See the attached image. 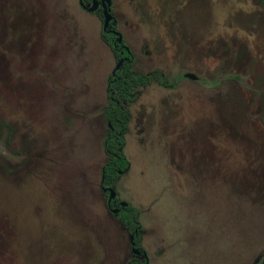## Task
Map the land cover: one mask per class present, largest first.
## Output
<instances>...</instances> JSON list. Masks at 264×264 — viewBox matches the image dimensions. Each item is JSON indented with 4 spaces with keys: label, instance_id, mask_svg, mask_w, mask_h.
Returning <instances> with one entry per match:
<instances>
[{
    "label": "rangeland",
    "instance_id": "374dc122",
    "mask_svg": "<svg viewBox=\"0 0 264 264\" xmlns=\"http://www.w3.org/2000/svg\"><path fill=\"white\" fill-rule=\"evenodd\" d=\"M112 4L135 70L168 84L131 104L130 168L110 183L140 211L147 264L263 263L264 4ZM115 64L78 0H0V264L131 257L100 186Z\"/></svg>",
    "mask_w": 264,
    "mask_h": 264
},
{
    "label": "flooded vegetation",
    "instance_id": "af4514ba",
    "mask_svg": "<svg viewBox=\"0 0 264 264\" xmlns=\"http://www.w3.org/2000/svg\"><path fill=\"white\" fill-rule=\"evenodd\" d=\"M78 3L83 10H86L87 12H90V13L99 14V16L101 17V35L103 37V41L108 45V47L110 48V50L113 53L114 59L116 60L115 66L113 67V69L111 70L110 74L107 77L106 89H105L106 98H107V106L104 107V111H103L104 116L106 114V108L109 106L108 79L110 78V75H114L116 73V71L121 69L123 62H124V58H127L131 62L130 69L134 72V76L136 79H135V82H131L129 84L125 83L124 85H135V86H132L129 88L130 91H128L129 94L127 97V101L125 99L121 100V104L123 106L127 107L128 115H129V123H130V120L132 119L130 107L132 106L131 104L137 98V95L139 96L141 89H143V87H145L146 85L152 84L153 82H156L160 85L168 86L167 79L163 76V73L159 70L146 71L145 73H139L135 70V68H134V65L136 62L135 55H134L131 47L125 42L122 33L119 30H117L116 17L113 13V4H112L113 0H78ZM106 14L109 16L107 24H105V17H106L105 15ZM124 52L128 53V56L125 57V55H124V57L123 56L120 57L119 55H123ZM182 76L188 77V78L193 79V80H195L197 78V76L195 74L189 73V72L184 73ZM119 97H121V96L119 95ZM119 103H120V101H119ZM105 121H106V133H105L104 138H103V150H104V152H105V148H104L105 137L107 135V125H109L107 123L106 116H105ZM129 123H128V129L125 133V142H126V134L129 130ZM6 127L8 128V131H9L8 134H11V132L13 131L12 126L8 124ZM123 151H124V148H123ZM105 154H106V152H105ZM106 156H107V154H106ZM107 160H108V156H107ZM1 166H3V169H5V167H7L5 164H3ZM129 168H130V161H129ZM100 186H101L103 193L107 197L106 198V206L108 207L109 211L112 213L113 208H118L117 212L113 213V214L115 216H117L118 220L120 221V224L123 226L122 227L123 230L127 231L129 234V241H130L129 247H130V256L131 257L130 258L128 257L126 259L125 264H147V262H148V258L146 257L147 255L145 253V250L139 244L141 232L143 231L142 227L140 229H135L132 233L129 230V228L125 226V224L123 223V220L119 217L120 210L122 208H124L120 205L121 199H119L115 196L109 200L108 188L111 185L108 184L107 182H103V176L102 175H101ZM131 236H133L132 240H131ZM137 238H138V240H136ZM133 242H134V244H133ZM133 247L138 248L139 252L138 253L134 252ZM134 254H140V256H143V259H139V258L137 259V256ZM262 264H264V260H263Z\"/></svg>",
    "mask_w": 264,
    "mask_h": 264
},
{
    "label": "trees",
    "instance_id": "16d2710c",
    "mask_svg": "<svg viewBox=\"0 0 264 264\" xmlns=\"http://www.w3.org/2000/svg\"><path fill=\"white\" fill-rule=\"evenodd\" d=\"M257 3L264 4V0H256ZM118 55V54H117ZM128 56L124 52L120 57ZM131 62L124 58L123 65L114 75L108 79L109 106L106 108L107 135L105 137V152L108 160L101 169L103 182L110 184L119 174L126 172L129 168V161L123 151L125 145V133L128 129L129 115L127 107L121 104V100H126L130 91L129 88L135 85H124L125 83L135 82L134 72L130 69ZM119 95L121 97H119ZM262 95L264 93L262 92ZM120 101V103H119ZM5 124L4 126H7ZM140 211L128 204L122 208L119 217L123 223L133 233L135 229H140ZM138 240V238L136 239ZM262 264V262H261Z\"/></svg>",
    "mask_w": 264,
    "mask_h": 264
},
{
    "label": "water",
    "instance_id": "95a60500",
    "mask_svg": "<svg viewBox=\"0 0 264 264\" xmlns=\"http://www.w3.org/2000/svg\"><path fill=\"white\" fill-rule=\"evenodd\" d=\"M105 16H106V17H105V24H107L109 16H108L107 14H106ZM117 66H118V65H117ZM108 192H109V200H110L111 198L115 197V191H114L111 187L108 188ZM120 205H121L122 207H125V206L128 205V203L125 202V201H121V202H120ZM117 210H118V208H113V209H112V213H116ZM132 239H133V236H131V240H132ZM133 244H134V242H133ZM133 251L138 253V252H139V249L136 248V247H133Z\"/></svg>",
    "mask_w": 264,
    "mask_h": 264
}]
</instances>
